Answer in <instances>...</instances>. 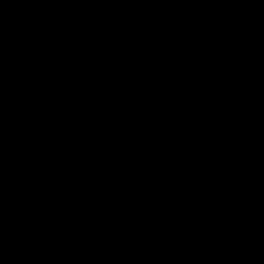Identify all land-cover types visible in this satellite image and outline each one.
<instances>
[{
	"label": "water",
	"instance_id": "95a60500",
	"mask_svg": "<svg viewBox=\"0 0 264 264\" xmlns=\"http://www.w3.org/2000/svg\"><path fill=\"white\" fill-rule=\"evenodd\" d=\"M0 264H264V0H0Z\"/></svg>",
	"mask_w": 264,
	"mask_h": 264
}]
</instances>
